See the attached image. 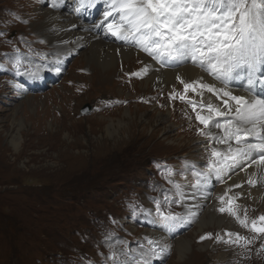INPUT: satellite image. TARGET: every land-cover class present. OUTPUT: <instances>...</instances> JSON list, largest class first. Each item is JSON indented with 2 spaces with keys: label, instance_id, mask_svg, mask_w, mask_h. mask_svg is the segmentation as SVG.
I'll return each mask as SVG.
<instances>
[{
  "label": "rangeland",
  "instance_id": "374dc122",
  "mask_svg": "<svg viewBox=\"0 0 264 264\" xmlns=\"http://www.w3.org/2000/svg\"><path fill=\"white\" fill-rule=\"evenodd\" d=\"M75 4L0 0V264H264V233L251 229L264 216L262 207L231 198L224 208L236 214L220 212L228 224L201 232L199 220L190 218L187 189L198 187L201 169L214 158L204 164L192 151L190 137L206 128L196 118L202 103L192 101L195 110L189 103L197 89L147 91L140 62L128 66L121 82L104 83L91 73L86 47L60 56L41 32L38 12L46 6L69 14ZM256 4L264 18V0ZM133 47L157 63L155 52ZM28 66L39 68V78L29 76ZM18 67L25 84L13 80ZM45 75L51 79L42 82ZM88 104L96 108L83 113ZM160 213L180 219L165 221ZM180 236L191 241L182 257L171 244ZM206 242L211 245L201 248ZM221 253L228 258L218 259Z\"/></svg>",
  "mask_w": 264,
  "mask_h": 264
},
{
  "label": "bare ground",
  "instance_id": "6f19581e",
  "mask_svg": "<svg viewBox=\"0 0 264 264\" xmlns=\"http://www.w3.org/2000/svg\"><path fill=\"white\" fill-rule=\"evenodd\" d=\"M68 5L69 0L60 1V6L68 7ZM38 13L39 18L37 22L39 26L44 28L41 32L48 36L51 45L55 48L54 51H57L59 55L62 56L67 52L68 54L78 53L81 51V48L86 47L85 51L82 50L83 57L91 63V73L101 81L105 80L104 83H116L118 80L121 82L123 76H125L126 72L129 70L128 68L134 66L136 62H140L143 71L141 84H145L146 90L152 91V93L167 92L170 90L168 93L177 95L181 86L184 85L180 82V79H178L179 77L183 79L185 83L198 82L196 84L198 92L197 94L195 93V98L192 97L193 99H191V101L202 104L211 103L214 107H219L222 111L225 110V106L222 102L225 99L228 100L230 107L235 108L236 106L235 101H232L229 97H223L224 91L230 92L235 96L245 97L249 101L258 97L263 98L262 96H255L246 92L241 85L223 87L215 81L206 70L196 67L190 62L183 63L174 68L160 67L136 48L129 45L113 43L104 39L98 33L97 26L94 24L90 25V22H93L94 17H96L95 15H86V19H84L83 16L78 18L75 17L73 13L64 14L61 10L47 8L46 6L41 8ZM102 19L105 20L104 16H102ZM42 55L44 54L40 56ZM244 68L247 69L248 66L244 65L241 69L243 70ZM13 80L16 79L14 78ZM199 84L214 86L217 95L209 92L207 88L201 89ZM23 88L27 87L23 86ZM31 89L32 88H27L29 91ZM188 95L192 96L191 94ZM29 97V99L32 100L31 97L35 98L37 96L34 95ZM197 112L201 115H209L206 108L203 107H200V110H197ZM67 113H69V111ZM212 116L213 119L219 120V117H216L215 113H212ZM227 117L234 119L235 113L229 112ZM169 118L173 123L172 120H175L177 116L174 112H170ZM245 127L251 126L247 125ZM206 128H208V130H206ZM206 128H202L201 130H203V133L200 131L198 136L190 137L193 143L192 151L197 161H201V163L203 161L205 162L210 154L213 155L214 150L219 153V155H214V158H211L207 166H202L203 169L201 170L203 175L200 177L202 179H200L198 187L187 189V196L190 199L188 203L190 218L199 220L198 228L200 232L208 225L221 226L223 224H228L227 221L229 217L225 214H221L219 209L225 207L231 198L232 202L242 203V201H244L252 204V206H260L264 210V165L251 163L252 159L258 157V153L252 151L248 156L243 154L236 155V151L233 152L227 142H219L223 136L221 129L214 128L212 124ZM59 129L56 131L57 134L60 132ZM257 130H259V126ZM60 136L61 135H58V137ZM53 137L57 138V135ZM251 141L260 142L255 136L247 137V142L250 143ZM12 143L15 148H18L20 138L15 136L12 139ZM252 144L256 143L252 142ZM243 147L244 145H241L238 146L237 149ZM228 149L230 151H228ZM234 155L235 160L230 158ZM219 158H223V161L220 162ZM225 160H227L226 164ZM249 181H252V183H249ZM210 183L211 185H209ZM216 185H218V187ZM213 186H216L217 189L213 190ZM225 194H229L230 197L228 199H222V196ZM149 235L157 241H165V237L158 232L150 231ZM187 239L180 236L176 237L174 242H171V244L174 243L181 257L191 248V241ZM210 245L209 242H206L201 248L207 249ZM227 258V253L218 255V259L221 260Z\"/></svg>",
  "mask_w": 264,
  "mask_h": 264
},
{
  "label": "snow or ice",
  "instance_id": "6c2138e0",
  "mask_svg": "<svg viewBox=\"0 0 264 264\" xmlns=\"http://www.w3.org/2000/svg\"><path fill=\"white\" fill-rule=\"evenodd\" d=\"M96 2L97 0H88V6L91 7ZM80 3L83 6L85 0H80ZM104 3L107 4V10L103 12L105 20L112 16L114 11L121 14L119 21L113 19L107 25L112 35L127 39L130 34L140 33L137 39L149 55L155 52L160 58H175L191 54L194 60L199 58L201 63L208 61L213 70L218 65L227 64L228 67L224 69L226 73L242 65L254 68L257 57L264 58V18L261 11H254L258 8L256 0H252L251 8L246 7L247 0H104ZM124 24L128 25L127 29H124ZM157 37L159 39H155ZM16 63L19 66L20 61L17 60ZM56 71L59 72V69ZM38 72L37 67L36 71L29 70L28 74L39 78ZM17 74H21L19 67ZM178 79L184 84L186 92L196 91L198 82L185 83L183 79ZM199 87L214 92L212 85L199 84ZM223 97L235 101V108L230 107L226 99L222 101L224 111L211 103L202 104L209 115L197 113L196 118L205 127L211 123L214 128L222 129L224 136L219 141L221 143L234 139L240 144L243 129L244 147L236 149V155L248 156L250 152L255 151L258 157L252 159L251 163L264 165V98L258 97L249 101L227 91L223 92ZM189 103H192L195 110L197 105L192 101ZM229 112L235 113L234 119L227 118L224 123L219 120L213 122L212 113H215L216 117H227ZM247 125L251 127H245ZM201 131L203 133V130ZM249 136H255L260 143H248ZM213 155L219 153L214 150ZM230 158L235 160V155ZM157 210H160L159 203ZM219 211L236 214L231 208L222 207ZM160 214L165 221L180 219L170 214ZM257 220L264 222V216L258 217ZM257 220L251 222V229L264 233V226L257 227ZM241 224L248 226L246 219L242 220Z\"/></svg>",
  "mask_w": 264,
  "mask_h": 264
},
{
  "label": "water",
  "instance_id": "95a60500",
  "mask_svg": "<svg viewBox=\"0 0 264 264\" xmlns=\"http://www.w3.org/2000/svg\"><path fill=\"white\" fill-rule=\"evenodd\" d=\"M92 110V107H91V105H86L83 109H82V111H83V113H88L89 111H91Z\"/></svg>",
  "mask_w": 264,
  "mask_h": 264
}]
</instances>
